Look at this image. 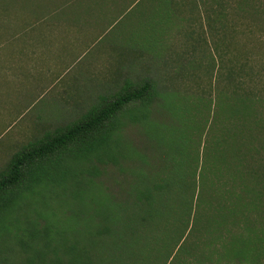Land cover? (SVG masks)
I'll return each instance as SVG.
<instances>
[{
  "label": "trees",
  "instance_id": "obj_1",
  "mask_svg": "<svg viewBox=\"0 0 264 264\" xmlns=\"http://www.w3.org/2000/svg\"><path fill=\"white\" fill-rule=\"evenodd\" d=\"M29 1L31 14L24 0H0V54L27 55V40L62 45L57 0ZM182 4L197 26L190 50H208L207 90L124 78L22 145L0 169V225L27 187V233L6 237L0 264H264V0ZM19 79L0 94L18 93ZM59 189L62 208L50 201Z\"/></svg>",
  "mask_w": 264,
  "mask_h": 264
},
{
  "label": "rangeland",
  "instance_id": "obj_2",
  "mask_svg": "<svg viewBox=\"0 0 264 264\" xmlns=\"http://www.w3.org/2000/svg\"><path fill=\"white\" fill-rule=\"evenodd\" d=\"M23 4H25L24 7L27 6V12L30 14L32 8L36 6L32 1L27 3V0H24ZM172 23L174 24L173 21ZM179 29L175 27L169 29L167 40H173V33H177ZM164 30L163 27L156 30L160 40H163L161 33ZM114 31L119 32V29L116 28ZM135 32L144 33L140 32L138 27L135 31L133 28L128 29L126 34H135ZM181 39L177 37L178 42L169 43L170 45L140 44L153 59L133 61L132 68L129 64L131 61L108 59L113 56L111 52L124 46L108 43L111 38H104L98 43L89 45H69L67 53L64 52L63 44L43 46L37 43L31 46L27 40V43H21V45L27 48L25 49L27 55L30 52L32 56L36 52V56L33 55L31 60L27 55L12 54L17 47H7L8 56L4 49L0 54V57L5 56L4 61L3 58L0 59V88L8 79H16V75L23 85L20 86L18 93L13 92L12 88L2 90L0 94V100L8 99L7 103L10 107L8 110L2 109L3 102L0 101V169L22 145L45 131L75 118L91 101L96 99L98 94L107 93L118 87L124 78L148 77L157 81L164 80V86L184 94L200 92L203 89L206 91L208 50H203L201 47L193 52L189 48L190 40L184 44ZM21 45L18 44L19 47H22ZM125 46L128 47V45ZM200 55H203L202 66L189 67V63L199 61ZM164 57L170 59H164ZM168 60L182 65V69L174 70L168 63H164ZM4 75L6 77L2 80ZM169 102V98H164L163 101H157L156 107H165ZM24 106L27 108L22 110ZM20 110H22L21 114L16 115ZM137 129L134 125H128L125 128V134L135 143L141 139L144 141L143 134ZM126 147L128 150V145ZM53 197L50 201L60 208L66 203L65 201L69 200L62 189H59ZM55 219L61 220L59 217ZM1 220L0 235L3 241L0 238V246L9 245V238L6 241V237H12L17 231L27 233V187L22 190L18 205L11 199L1 214Z\"/></svg>",
  "mask_w": 264,
  "mask_h": 264
},
{
  "label": "crops",
  "instance_id": "obj_3",
  "mask_svg": "<svg viewBox=\"0 0 264 264\" xmlns=\"http://www.w3.org/2000/svg\"><path fill=\"white\" fill-rule=\"evenodd\" d=\"M178 3L181 0H57L56 12L62 13L58 22L64 29L61 44L89 45L111 38L108 43L124 46L111 52L113 56L109 60H128L130 65H134L133 61L153 59L141 47L142 44L166 45L178 42L177 37H181L185 44L189 40L191 42V29H197L193 24L191 7ZM200 14L195 11L199 28L202 22ZM138 27L144 33L126 34L128 29L135 31ZM161 27L165 29L161 33L163 40L156 34ZM174 27L180 29L173 33V40H167L169 29ZM116 28L119 32L114 31Z\"/></svg>",
  "mask_w": 264,
  "mask_h": 264
}]
</instances>
